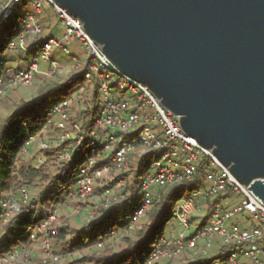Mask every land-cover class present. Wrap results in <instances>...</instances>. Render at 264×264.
I'll return each instance as SVG.
<instances>
[{
    "label": "built area",
    "instance_id": "2783aa9c",
    "mask_svg": "<svg viewBox=\"0 0 264 264\" xmlns=\"http://www.w3.org/2000/svg\"><path fill=\"white\" fill-rule=\"evenodd\" d=\"M23 1L32 10L8 42L7 53H26L27 65L23 69H0V100L11 88L30 85L41 76L43 80L53 78L59 64L52 53L69 55V72H82L83 79L72 96L49 106L44 127L28 134L21 150L23 155H30L37 145L31 155L35 166L44 162L43 151L51 147L56 148V167L81 159L76 171L61 184L58 204L29 232L30 240L42 251L41 264H56L72 257L58 252L51 236L59 206L97 197L87 210L85 222L103 217L127 193V178L141 159L144 171L138 179L129 222L110 231L107 240L117 232L132 234L158 191L194 180L196 188L185 193L172 212L180 232L159 235L143 264L178 259L184 253L206 256L214 245L235 247L224 262L216 260L212 264H264V201L241 184L210 149L185 134L179 117L164 108L145 84L122 72L81 22L55 0H0V24L6 23L13 7ZM50 13L56 23L50 34L40 39L44 27L50 24ZM74 43L81 55L72 52ZM94 106L96 112L88 117ZM47 134H53L54 139L46 140ZM28 199L25 188L4 194L0 200L1 224ZM30 253L17 248L0 257V264H30Z\"/></svg>",
    "mask_w": 264,
    "mask_h": 264
},
{
    "label": "water",
    "instance_id": "95a60500",
    "mask_svg": "<svg viewBox=\"0 0 264 264\" xmlns=\"http://www.w3.org/2000/svg\"><path fill=\"white\" fill-rule=\"evenodd\" d=\"M264 201V0H55Z\"/></svg>",
    "mask_w": 264,
    "mask_h": 264
},
{
    "label": "trees",
    "instance_id": "16d2710c",
    "mask_svg": "<svg viewBox=\"0 0 264 264\" xmlns=\"http://www.w3.org/2000/svg\"><path fill=\"white\" fill-rule=\"evenodd\" d=\"M26 1L16 5L26 6ZM14 6V7H16ZM13 7V9H14ZM12 13L6 23L0 24V69H20L19 65H8L14 55L7 53V44L18 32L17 21ZM11 19V20H10ZM46 26L44 27V29ZM48 28V27H47ZM49 35L50 31H47ZM19 59H27V54H20ZM13 58V59H12ZM83 83L82 72H70L63 82L51 80L41 89L36 97L30 100L19 99L10 105V111L0 120V200L8 192H16L22 188H36V194L27 202L19 203L5 224H1L0 211V257L17 248L32 250L34 243L29 232L42 222L46 214L58 204L61 184L70 177L81 164V159L74 158L62 167L54 165L56 148L43 151L44 162L35 166L23 159L22 147L26 136L41 130L47 118L49 102H55L69 95ZM94 106L89 117L96 112ZM79 116V115H78ZM144 161L141 159L138 168L127 178V193L115 202L103 217L95 218L80 228L69 225H58L55 220L51 229L54 246L61 254H70V260L61 264H132L144 263L145 255L159 235L166 233L176 202L187 192L196 188L195 181H184L158 191L152 207L146 216L135 225L134 234L121 239L116 249L106 243L108 234L126 226L135 205L138 179L143 175ZM219 199H216L218 201ZM212 205V204H211ZM47 209V213L36 218L39 209ZM210 205L207 207L209 210ZM104 245L100 251L86 252L89 248ZM234 245L220 247L211 256H202L192 264H212L216 260L224 262L227 253ZM32 253V252H31ZM74 255V256H73ZM172 261V260H169ZM169 261H165L169 263ZM30 264H41V259L30 255ZM153 264H159L155 262Z\"/></svg>",
    "mask_w": 264,
    "mask_h": 264
},
{
    "label": "rangeland",
    "instance_id": "374dc122",
    "mask_svg": "<svg viewBox=\"0 0 264 264\" xmlns=\"http://www.w3.org/2000/svg\"><path fill=\"white\" fill-rule=\"evenodd\" d=\"M32 8L30 6V4L23 6V5H19L14 7L13 9V19L15 21H17V28L19 30L20 28V23L21 20L23 19V17L25 16V14L29 11H31ZM49 18V26H46V28L44 29L43 33L40 35V39H43L47 36L48 32L50 31L51 28L55 25L56 21L53 17V14L50 13L48 16ZM11 20V19H10ZM53 25V26H52ZM48 27V28H47ZM17 33V32H16ZM77 48V43H74L73 45V49L72 52L74 53H79L80 55L82 54L81 51H79ZM75 48V50H74ZM17 57V56H16ZM52 58L57 61V63L59 64V71L58 73L50 79L47 80H43V77L41 76L40 78H37L32 84L27 85V86H17L14 88H11V90L8 92V94L3 97L0 100V120L9 113L10 111V105L13 102H17L19 99H25V100H30L33 99L34 97L37 96V94L39 93V91L41 89H43L44 87H46V85L51 81H56V82H63L69 75V71L71 70V62L69 59V55L66 54H55L52 53ZM74 93V91H69V95H67V97L72 96ZM52 104V102H49L48 105L50 106ZM49 131V129H48ZM54 139V135L53 134H47L46 135V140L51 141ZM36 144L34 145L33 148V155L36 153ZM32 153H30V155H23V159L24 161H26V163H31L34 164L33 159L31 158ZM37 189L36 188H28L27 193L29 195V198L32 197L34 194H36ZM97 201V197H90L89 199L81 202V203H76V202H65L62 203L58 210H57V217L56 220L62 224L65 225H69L72 228H80L82 226H84L86 224L85 220H86V215L88 213V209L91 208L92 204ZM47 213V209L42 208L39 209L36 215V218H38L41 215H45ZM235 222H237V220H234ZM141 222V221H140ZM190 231H187L186 234H189L191 232V229H189ZM180 232V228L179 226H177V223L174 219H172L169 223L168 229L166 233H179ZM134 233L132 234H127V233H122V232H117L113 237H111L109 240L106 241L107 244H109V246H111L112 248L116 249L121 241V239L125 236H132ZM104 245H102L101 247H91L89 248L86 252H93V251H100L103 248ZM219 246L214 245L212 246L208 251L206 256H211L213 254H215V252L218 250ZM30 255H34L35 257H39V259L42 258V251L40 250L39 247H36L34 245L33 249L30 250ZM200 257H202L201 255H198V253L193 252V253H184L182 254V256L178 259H174L172 261H169V263L165 262V261H156L159 264H192L193 262H195L196 260H199ZM70 259L66 258L64 259L62 262L60 263H56V264H61L65 261H68ZM55 264V263H52ZM132 264H141L138 261H134Z\"/></svg>",
    "mask_w": 264,
    "mask_h": 264
},
{
    "label": "crops",
    "instance_id": "0c3cea01",
    "mask_svg": "<svg viewBox=\"0 0 264 264\" xmlns=\"http://www.w3.org/2000/svg\"><path fill=\"white\" fill-rule=\"evenodd\" d=\"M53 26V25H52ZM54 27V26H53ZM52 27V28H53ZM51 28V29H52ZM51 31V30H50ZM16 57V56H14ZM13 59V58H12ZM9 66L11 67H16L17 65H19V67H21L20 69H23L26 67L27 65V59L25 60H22V59H19L18 57L14 58L11 62L8 63Z\"/></svg>",
    "mask_w": 264,
    "mask_h": 264
}]
</instances>
